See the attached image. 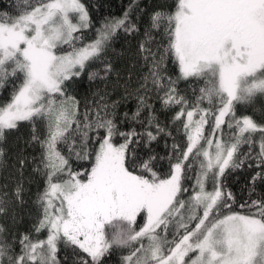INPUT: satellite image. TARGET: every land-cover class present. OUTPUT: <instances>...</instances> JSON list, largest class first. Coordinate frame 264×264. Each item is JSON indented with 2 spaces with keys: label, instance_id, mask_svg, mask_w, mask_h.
<instances>
[{
  "label": "snow or ice",
  "instance_id": "snow-or-ice-1",
  "mask_svg": "<svg viewBox=\"0 0 264 264\" xmlns=\"http://www.w3.org/2000/svg\"><path fill=\"white\" fill-rule=\"evenodd\" d=\"M98 25L84 0L0 8V217L33 215L0 223V264H264V0Z\"/></svg>",
  "mask_w": 264,
  "mask_h": 264
},
{
  "label": "trees",
  "instance_id": "trees-1",
  "mask_svg": "<svg viewBox=\"0 0 264 264\" xmlns=\"http://www.w3.org/2000/svg\"><path fill=\"white\" fill-rule=\"evenodd\" d=\"M84 2L89 5L90 7V13L93 17L94 23H97L98 21L108 15H120L122 10L127 6L128 0H84ZM145 2H149V0H145ZM10 3H12V0H0V8H4L8 6ZM117 48H119V43L117 44ZM118 68H122V65L120 63H117ZM115 79V78H113ZM97 87L96 84L89 85V82L87 81V78L84 77V84L83 87L80 88V94H88L91 95V91H94ZM103 87V85H101ZM183 87V85H182ZM109 89H111V82H109ZM7 93H0V103L3 102V100L7 97ZM118 95V93H117ZM129 109H132L134 107L133 102H129L128 106ZM159 107V105H157ZM124 109L122 108L121 111ZM258 110V109H257ZM161 120H165L168 117L164 114H161L160 116ZM169 143L171 141L169 140ZM157 151H159L161 154L164 153V142L161 141L160 145L157 147ZM7 176V173L0 170V184H2L5 180V177ZM227 184L229 189L237 196V198L244 197L246 198L247 192L244 190L245 187V177L242 173H234L232 176L228 177ZM36 184L32 185V191H36ZM33 215H30L28 211H23L20 213V216L18 218V222L13 225L11 219L0 217V223H7L11 227H13L14 230L18 229L19 231H24L31 227ZM121 259V256L119 253L113 255L109 258L108 264H119V261Z\"/></svg>",
  "mask_w": 264,
  "mask_h": 264
}]
</instances>
